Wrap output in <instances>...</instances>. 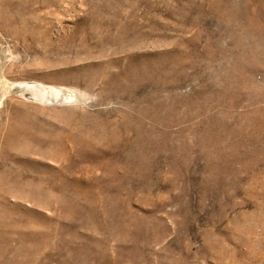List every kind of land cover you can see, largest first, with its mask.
<instances>
[{
    "label": "rangeland",
    "instance_id": "374dc122",
    "mask_svg": "<svg viewBox=\"0 0 264 264\" xmlns=\"http://www.w3.org/2000/svg\"><path fill=\"white\" fill-rule=\"evenodd\" d=\"M7 4L0 264H264V0Z\"/></svg>",
    "mask_w": 264,
    "mask_h": 264
},
{
    "label": "bare ground",
    "instance_id": "6f19581e",
    "mask_svg": "<svg viewBox=\"0 0 264 264\" xmlns=\"http://www.w3.org/2000/svg\"><path fill=\"white\" fill-rule=\"evenodd\" d=\"M8 2H9V0H0V5H2L3 3H4V4H7ZM10 4H11V3H10ZM7 5H9V4H7ZM1 8H2V7L0 6V10H2ZM18 86L22 88L23 85L18 83ZM48 88H49L53 93H57V92H58V90H57L56 88H52V87H48ZM22 89H23V88H22ZM22 89H21V90H22ZM24 89H25V88H24ZM21 90H20V91H21ZM57 96H58V95H57Z\"/></svg>",
    "mask_w": 264,
    "mask_h": 264
}]
</instances>
